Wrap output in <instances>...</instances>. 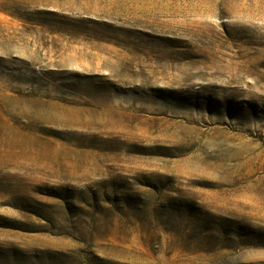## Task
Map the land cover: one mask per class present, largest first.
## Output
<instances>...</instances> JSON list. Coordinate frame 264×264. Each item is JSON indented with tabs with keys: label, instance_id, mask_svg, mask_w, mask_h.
Wrapping results in <instances>:
<instances>
[{
	"label": "rangeland",
	"instance_id": "374dc122",
	"mask_svg": "<svg viewBox=\"0 0 264 264\" xmlns=\"http://www.w3.org/2000/svg\"><path fill=\"white\" fill-rule=\"evenodd\" d=\"M0 264H264V0H0Z\"/></svg>",
	"mask_w": 264,
	"mask_h": 264
}]
</instances>
